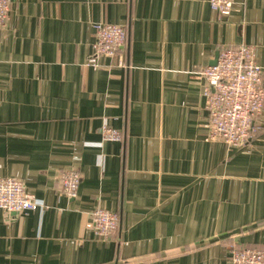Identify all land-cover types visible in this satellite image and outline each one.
Returning a JSON list of instances; mask_svg holds the SVG:
<instances>
[{"label":"crops","instance_id":"0c3cea01","mask_svg":"<svg viewBox=\"0 0 264 264\" xmlns=\"http://www.w3.org/2000/svg\"><path fill=\"white\" fill-rule=\"evenodd\" d=\"M11 0L0 31V178L44 208L0 210V264H232L264 252V108L240 148L208 141L203 70L249 45L264 70V0ZM123 25L116 57L94 55L96 27ZM264 80V75H263ZM104 126L123 133L104 142ZM77 167L75 199L58 177ZM97 208L120 216L98 240Z\"/></svg>","mask_w":264,"mask_h":264},{"label":"built area","instance_id":"2783aa9c","mask_svg":"<svg viewBox=\"0 0 264 264\" xmlns=\"http://www.w3.org/2000/svg\"><path fill=\"white\" fill-rule=\"evenodd\" d=\"M211 7L222 16L231 15L234 0H210ZM11 0H0V31L6 25ZM128 32L125 26L100 23L96 27L94 55L88 65L97 67L101 57L114 58L126 47ZM206 80L207 140L219 141L229 147L247 145L256 135L257 118L264 108V70L257 63L255 49L249 45L224 48L217 52L213 63L202 72ZM104 142H122L123 133L104 126ZM59 186L67 197L75 199L82 181L77 167L60 173ZM44 205L26 190L16 178H0V210L9 215L22 216L36 212ZM120 216L106 209L97 208L90 214L86 229L98 240H108L119 229ZM232 264H264V252L255 248L234 246Z\"/></svg>","mask_w":264,"mask_h":264}]
</instances>
